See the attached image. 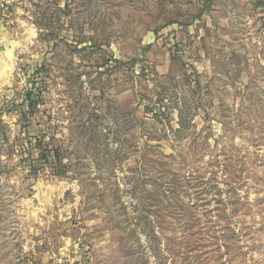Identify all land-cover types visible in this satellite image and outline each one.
I'll return each instance as SVG.
<instances>
[{
  "label": "rangeland",
  "instance_id": "374dc122",
  "mask_svg": "<svg viewBox=\"0 0 264 264\" xmlns=\"http://www.w3.org/2000/svg\"><path fill=\"white\" fill-rule=\"evenodd\" d=\"M0 264H264V0H0Z\"/></svg>",
  "mask_w": 264,
  "mask_h": 264
},
{
  "label": "trees",
  "instance_id": "16d2710c",
  "mask_svg": "<svg viewBox=\"0 0 264 264\" xmlns=\"http://www.w3.org/2000/svg\"><path fill=\"white\" fill-rule=\"evenodd\" d=\"M225 218L226 219L228 218L227 214H222L221 217L218 216L216 223H221V221L224 220ZM226 231H227V234L225 236H222L220 239V242H218V243L222 247V249H224L226 251V254L230 255V253L233 252L235 249V246H234L235 240L232 239L231 237H229L228 230H226Z\"/></svg>",
  "mask_w": 264,
  "mask_h": 264
}]
</instances>
